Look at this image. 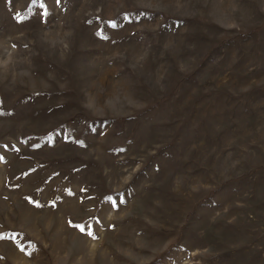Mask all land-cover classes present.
Returning <instances> with one entry per match:
<instances>
[{
	"label": "rangeland",
	"instance_id": "1",
	"mask_svg": "<svg viewBox=\"0 0 264 264\" xmlns=\"http://www.w3.org/2000/svg\"><path fill=\"white\" fill-rule=\"evenodd\" d=\"M0 264H264V0H0Z\"/></svg>",
	"mask_w": 264,
	"mask_h": 264
}]
</instances>
